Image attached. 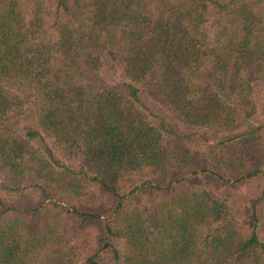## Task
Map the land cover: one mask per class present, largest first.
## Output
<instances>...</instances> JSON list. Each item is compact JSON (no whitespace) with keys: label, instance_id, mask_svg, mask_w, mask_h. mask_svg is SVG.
I'll return each instance as SVG.
<instances>
[{"label":"trees","instance_id":"1","mask_svg":"<svg viewBox=\"0 0 264 264\" xmlns=\"http://www.w3.org/2000/svg\"><path fill=\"white\" fill-rule=\"evenodd\" d=\"M0 264H264V0H0Z\"/></svg>","mask_w":264,"mask_h":264}]
</instances>
